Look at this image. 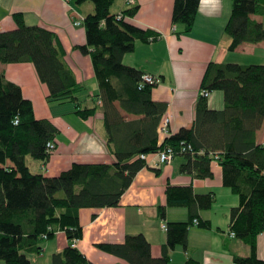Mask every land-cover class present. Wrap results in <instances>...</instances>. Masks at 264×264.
<instances>
[{"label":"trees","instance_id":"1","mask_svg":"<svg viewBox=\"0 0 264 264\" xmlns=\"http://www.w3.org/2000/svg\"><path fill=\"white\" fill-rule=\"evenodd\" d=\"M91 1L94 12L82 21L87 44L79 49L89 54L98 82L94 107L79 102L85 85L76 81L63 59L65 49L55 33L40 25H28L23 15L12 16L15 27L0 32V64L31 62L40 80L48 87L49 101L74 103L80 118L95 115L98 105L104 112L106 143L115 160L112 163H78L54 176L32 172L26 156L47 161V143L56 142L57 127L47 118L34 115L33 104L20 85L5 79L0 70V260L5 264H31L27 254L39 255L46 239L57 230L65 232L68 245L53 253L51 264H94L76 247L73 239L82 237L79 221L82 208L117 206L135 174L144 166L141 154L156 153L165 145L184 155L181 173L205 179L212 177L211 163L217 161L225 187L239 197L229 210V231L250 247L248 256L234 255L235 264H264L256 255V239L264 231V148L256 141V132L264 121V65L210 62L203 73L201 87L222 91L224 108L208 107V98L199 95L195 120L157 142L167 104L151 98L152 87L141 85L142 72L123 63L125 53L134 50L136 40L157 38V32L131 25L123 17L110 13L117 0ZM172 23L187 33L194 24L200 0H174ZM138 6L122 10L133 16ZM264 15V0H233L224 26L230 37L228 50L242 42L264 41V26L250 15ZM139 116L125 120L121 111ZM184 141L190 152H178ZM8 161L10 162L8 164ZM165 196L169 206H187L186 221H170L166 226L163 253L153 257L144 234L126 235L122 243L100 242L96 247L114 254L130 264H169L170 252L180 245L187 248L188 231L197 219L198 226L209 228V221L199 212L212 206L214 193H193L191 187L167 184ZM166 206H159L164 218ZM187 250V249H186ZM184 264H200L190 256Z\"/></svg>","mask_w":264,"mask_h":264},{"label":"crops","instance_id":"2","mask_svg":"<svg viewBox=\"0 0 264 264\" xmlns=\"http://www.w3.org/2000/svg\"><path fill=\"white\" fill-rule=\"evenodd\" d=\"M116 2L111 5V14L137 5L134 15H126L124 19L131 25L159 34L152 41L136 40L134 50L123 56L124 64L138 68L142 73L161 77V82L152 87L151 98L166 102L167 110L163 118L167 117L169 123L164 131L161 119L156 128L158 144L181 127L192 126L208 63L264 65V41L242 42L232 51L228 50L231 42L224 26L230 16L233 0H200L192 29L180 34L177 33L180 25L172 23L174 0H134L133 5H128L125 0ZM15 12L21 13L28 25H40L55 33L65 49L63 59L73 71L76 81L85 85V90L79 94V102L82 107H94L99 93L95 70L89 54L79 49L87 44L82 21L87 14L94 12L93 3L85 1L76 4L75 0H0V32L15 27L12 19ZM250 18L264 26V15L252 14ZM76 21L81 22L75 24ZM0 70L6 80L20 85L22 94L33 104L34 115L39 119H49L58 129L56 148L47 161H31L27 159L28 156L25 157L32 172L54 176L75 162L108 164L115 160L106 143L104 112L98 101L100 105L95 115L82 119L74 113V103L47 99L48 87L40 80L33 63H1ZM207 98L211 109L224 108L222 91L213 90ZM115 105L119 108L118 102ZM119 111L126 121L139 117L120 108ZM255 138L264 148V121ZM156 154L146 155V166L135 174L117 206L80 209L79 221L83 234L76 248L94 264H130L114 254L100 251L96 244L122 243L126 235L140 233L150 242L152 256H161L166 242V229L162 226L170 221L184 222L189 218L187 206L167 204L165 190L169 184L191 187L194 194L212 192L215 196L212 206L199 212L201 219L209 221L210 227L192 224L188 231L187 250L176 245L170 252L169 264H184L188 256L200 264H235L234 255L248 256L250 247L243 240L228 235L229 210L239 204V197L223 185L218 162L211 163L212 177L200 179L179 171V166L185 161L184 155H175L169 163L158 166ZM163 205L166 206L164 218L159 215V206ZM43 244L39 255L27 254L31 264H42L41 260L47 259V253L49 257L44 264L49 262L53 253L68 245V240L65 232L57 230ZM255 246L256 255L264 260V231L258 234Z\"/></svg>","mask_w":264,"mask_h":264},{"label":"built area","instance_id":"3","mask_svg":"<svg viewBox=\"0 0 264 264\" xmlns=\"http://www.w3.org/2000/svg\"><path fill=\"white\" fill-rule=\"evenodd\" d=\"M133 1L134 0H125V2L128 4V5H133ZM123 17H126L125 14H122L121 12L120 13H117L116 14V18L118 20L120 19H123ZM81 21H76L75 24H80ZM159 36V34L157 35V37ZM152 40H155V37L154 36H150L148 38V41H152ZM142 80H141V85H144V84H149V85H158V83L161 82V77H159V75H154V74H150V73H143L142 76H141ZM209 91L202 88L201 91H200V95L204 96V97H207L209 95ZM99 103H101L100 100H98ZM163 122H162V130H166L167 127H168V123H169V120L167 117H164L163 119ZM47 152L52 154L54 149H55V144L54 142H48L47 145ZM178 152L180 153H183V152H190L193 154V151L191 146L187 143H185L184 141H182V143L180 144V147H179V150ZM157 154V160H156V164H158V166H162V164H166V163H169L172 158L177 154L174 150V147L173 146H170V145H165L164 147L161 148L160 151L156 152ZM140 157L142 159H145L146 157V154H141ZM193 224H197V219L193 221ZM162 228L166 229V226L163 225ZM229 236H232V237H235L234 236V232L233 231H229ZM77 239H73L71 241L72 243V246L76 247L77 245Z\"/></svg>","mask_w":264,"mask_h":264},{"label":"rangeland","instance_id":"4","mask_svg":"<svg viewBox=\"0 0 264 264\" xmlns=\"http://www.w3.org/2000/svg\"><path fill=\"white\" fill-rule=\"evenodd\" d=\"M116 3H119V0H117ZM116 3H115V5H117ZM55 148H56V147H55ZM54 150H55V149H54ZM27 159H28V160H31V161H32V160H33V161H37V160H35L34 158H31L30 156H28ZM31 169H32V166H31ZM45 255L47 256V259H48V257H49L48 253L45 254ZM36 257H38V256H36ZM40 257L42 258L43 256H40ZM47 259H43V260H41V261H43L42 264H44V262L47 261ZM35 260H36V259H35ZM0 264H5V263H4L2 260H0ZM33 264H36V263L33 262ZM45 264H51V257H50V259H49V262H47V263H45Z\"/></svg>","mask_w":264,"mask_h":264}]
</instances>
